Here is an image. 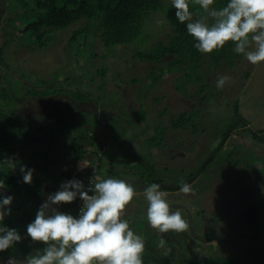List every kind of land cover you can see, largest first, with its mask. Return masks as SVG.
Wrapping results in <instances>:
<instances>
[{
    "label": "rangeland",
    "instance_id": "obj_1",
    "mask_svg": "<svg viewBox=\"0 0 264 264\" xmlns=\"http://www.w3.org/2000/svg\"><path fill=\"white\" fill-rule=\"evenodd\" d=\"M13 9V0H0V88L9 86L15 91L17 100L8 101L5 104L8 109L39 118L40 130L46 131L50 127L47 121L49 116L55 115L56 106L70 111L79 108L73 116L72 112L67 113L68 117H73L68 124L73 130L70 132L72 135L95 130L94 133L109 145L106 146L109 152L115 151L120 156L140 153L153 163L156 173L162 178L165 176L169 182L190 175L193 169L206 163L197 179L190 184V194L180 190L165 191L171 209L180 210L187 220V231L159 233L147 222L144 186L137 181L140 170L145 167H139L136 162L109 165L106 159L102 161L101 176L108 173L107 178L125 179L136 189V196L127 206L123 219L144 239L145 246L147 242L153 247L151 263L153 259H162L159 264H183V256L189 258L191 250L201 256L212 253L230 256L237 250L236 244L246 245L240 238L243 233H249L251 227L238 211L252 203L264 205V142H258L249 132L236 129L222 144L223 129L224 124L235 117L233 108L238 106V113L253 131H264V62L252 65L241 54L230 64L222 61L217 69L206 54L202 73L210 85L204 92L207 96L198 95L196 93L201 85L187 82L181 72L170 78L164 75L154 83L152 73H147L152 64L136 56L141 45L149 48L158 42H169L173 30L164 12L153 14L144 36L133 43L116 46V53L106 57L100 36L90 32L96 56L85 51L89 55L87 60L86 55L81 57L69 47L74 31L87 27L85 19L64 29L53 30L49 42L41 46L35 37L20 33L19 28L23 27L25 19L18 15L22 11L19 7ZM169 58L168 55L164 59L167 61ZM221 75L231 78L223 89L216 87L217 77ZM135 78H138L137 81H132ZM178 83L181 84L180 89L176 87ZM63 87L67 94L75 89L87 96L78 103L72 99L75 96L49 94ZM47 92L51 95L48 98ZM84 104H88V108ZM194 108H199L201 114L197 117L202 129L197 134L172 126L178 112ZM61 126L59 130H64ZM153 136L158 137L159 143L152 141L149 145L148 140ZM83 149L92 151L91 147ZM121 150L123 154H120ZM14 155L10 156L13 162L22 158L21 155L20 158ZM28 160L25 159L24 163ZM80 164L78 162L76 167L73 166L68 177L60 179L59 183L80 180L85 167L92 165L88 160L85 161L86 166ZM65 165L64 161H60L57 166ZM108 170L115 174L110 175ZM242 174L244 177L240 180ZM232 183L234 190L230 188ZM5 188L1 191L3 195L7 194ZM230 200H234L232 205H229ZM68 204L56 207L62 211L64 206L63 212L74 215L75 212L70 209L73 202L66 209ZM228 210H231V216L227 215ZM209 229L214 230L212 237H207ZM161 239L165 241L163 247L159 246ZM44 247L46 245L34 243L26 235L25 239L11 247L10 255H0V264H6L10 256L23 264L29 254H35Z\"/></svg>",
    "mask_w": 264,
    "mask_h": 264
},
{
    "label": "trees",
    "instance_id": "obj_2",
    "mask_svg": "<svg viewBox=\"0 0 264 264\" xmlns=\"http://www.w3.org/2000/svg\"><path fill=\"white\" fill-rule=\"evenodd\" d=\"M13 3L14 9L17 6L22 10L18 15L25 19L22 22L23 27L19 28L20 33H28L30 36L35 37L39 40L41 46L49 42L53 36L51 34L53 30L64 29L85 19L87 27L78 28L74 31L70 38L69 47L80 56L86 55V58H84L87 60L89 55L85 54V51H88L90 55L96 56L93 49L94 41L89 37L90 32L94 36H100L106 57L116 53V46L127 45L141 38L153 14L164 12L173 30L169 42H158L149 48L141 45L136 51V56L141 61H148L152 64L147 73H152L154 83L158 82L164 75L170 78L174 74L181 72V76L185 77L187 82L201 85L196 94L207 96L204 92L210 84L208 78L202 73L203 58L206 54L200 53L194 47L196 41L187 32V22L181 24L177 20L175 16L176 9L168 0H13ZM227 3L228 0H214L212 7L220 9L226 6ZM189 4L190 10L193 11L194 19L198 18V14L204 15L203 11L192 0H189ZM211 22V18H209V23ZM234 47L235 45L229 42L223 49L215 50L207 55L211 58L212 64L218 69L222 65V61L225 60L224 62L230 64L232 61L234 62L235 58L241 56V54H237L234 51ZM168 55L170 58L166 61L164 58ZM194 72H196L195 75ZM104 73L103 70L102 74ZM137 79L135 78L132 81H137ZM176 87H181V84L178 83ZM14 92L9 86L0 88V180L4 182L7 190L6 195H3L1 193L2 190H0V199L4 196H12L14 198L12 204L8 206L11 208V214L5 216L3 225L15 228L22 237L23 234L26 237L27 225L35 219L36 211L39 208L37 203L44 193L45 183L51 181L60 185L59 180L67 177V174L63 176L60 170H56L57 168H51V164L55 165L56 162L64 161L68 166H71L69 174L76 167L79 159L89 158L87 155L90 154L92 163L95 160H98V163L100 162L96 167V175L98 176L100 175L104 159H108L113 165L114 163L120 164L123 162L130 165L136 162L139 167H145L143 171L140 170V176L137 180L144 186L143 189L152 183H157L162 191L168 192L179 191L181 181L189 185L192 184L203 167L206 166L205 163L193 169L190 175L169 182L165 176L164 178L160 177L156 173L153 163L148 161L146 157L140 156V153L127 156L121 155L123 156L121 157L119 154H115L116 152L112 151V153L108 149H103L104 140L94 133L95 130L91 129L90 133L82 131L81 133L84 132L83 134H78L77 132V135H72L73 130L68 124L73 121V117H68L67 113L72 112L71 116H73L74 113L79 111V108H74L70 111L56 106L53 112L55 115L49 116L47 121L48 126H50L49 129L46 131L40 130L41 121L39 118L20 115L17 111L7 108L5 104L8 101H17L14 97ZM68 92L69 94H67L66 88L63 87L58 92H50L49 94L54 93L55 96L66 94L71 98L75 96L72 99H75L78 103V100L85 99V96H87L75 89ZM49 94L47 92V98L52 95ZM84 105H86V108L89 106L88 104ZM197 110L194 108L178 112L176 117L173 118L172 126L175 129H189L192 133L197 134L198 130L202 129L197 117V115L201 114H199V108ZM233 110L235 117L230 118L229 122L224 124L222 144L226 142L236 129L249 132L255 140L264 142L263 129L259 132L253 131L247 120L238 113V106L234 107ZM60 122L62 123L59 124ZM59 125H62L61 128L64 130H59ZM67 131L69 134H66ZM67 136L69 138H66ZM152 141H156V144L159 143L156 136L149 138V145H152ZM87 144H93L96 148L92 151L83 149L87 147ZM215 151L217 152L218 150ZM14 154L18 155V158H20V155L22 156L20 161L13 162V160H10L11 155L15 157ZM120 154H123L122 150ZM25 159L30 160L24 163ZM21 165H26L27 168L34 170L33 180L30 184L23 182V175L20 171ZM9 167L11 168L10 170ZM91 168L92 166L85 170L84 185L89 179ZM110 173L115 174L112 171ZM240 176L241 180L244 174ZM234 187L232 183L230 188L234 190ZM77 202L78 206L79 200ZM233 203L234 200L229 201V205ZM67 207H69V204ZM238 214L251 227L250 232L243 233L240 238L241 242L243 244L246 243V245L236 244L237 250L230 256H221L215 253L201 256L191 250L189 258H184L183 256V264H191V261H193L192 264H264V205L252 203L238 211ZM220 215L222 217V214ZM227 215L231 216V210H228ZM131 228L133 229L132 226ZM206 234L207 237H212L214 230L209 229ZM181 247H184V245ZM145 248L147 251L143 254V264H152L151 258H153L154 249L147 242ZM159 250L160 247H158ZM10 251L11 248L0 252V255H10ZM259 258H261V261ZM159 261L161 262L162 259H153V264H159Z\"/></svg>",
    "mask_w": 264,
    "mask_h": 264
},
{
    "label": "clouds",
    "instance_id": "obj_3",
    "mask_svg": "<svg viewBox=\"0 0 264 264\" xmlns=\"http://www.w3.org/2000/svg\"><path fill=\"white\" fill-rule=\"evenodd\" d=\"M203 11L194 19L189 0H171L177 20L186 23L187 32L196 41L194 47L203 54L223 49L231 42L234 51L252 65L264 62V0H228L226 6L213 8L214 0H192ZM211 18V23H209ZM227 75L217 77L216 87L223 89L230 81ZM23 182L30 184L33 169L21 165ZM5 185L0 180V190ZM180 191L190 194L192 188L181 181ZM90 192L94 194H89ZM147 201L146 218L159 233L187 231L189 225L180 210L173 211L167 193L157 183L144 189ZM136 196L135 187L121 178L94 175L85 188L82 181L63 182L40 205L34 221L27 225L31 241L46 245L29 254L23 264H143L144 239L123 219L127 206ZM82 201L79 215L60 211L56 206ZM12 196L0 199V252L7 251L22 240L15 228L3 225L11 214ZM165 241L161 239L159 246ZM6 264H20L10 256Z\"/></svg>",
    "mask_w": 264,
    "mask_h": 264
},
{
    "label": "crops",
    "instance_id": "obj_4",
    "mask_svg": "<svg viewBox=\"0 0 264 264\" xmlns=\"http://www.w3.org/2000/svg\"><path fill=\"white\" fill-rule=\"evenodd\" d=\"M103 149H108V147H106V146H109L108 144H105V143H103ZM87 147H91L92 148V150H94L95 148H96V146L95 145H93V144H87L86 145ZM93 146V147H92ZM109 150V149H108ZM115 152V151H114ZM87 156H89V158H86V160L85 159H79L78 160V162H80L81 164L80 165H82V166H86L85 165V161H90L91 162V160H90V154H88ZM107 160V162H108V164L109 165H113V164H111L110 163V161H108V159H106ZM82 161V162H81ZM78 162H77V164H76V166L78 165ZM92 163V162H91ZM100 163V162H99ZM99 163H98V160H95L93 163H92V167L93 166H97V165H99ZM102 163H104V162H102ZM57 165H58V162H56L55 163V165H52L51 164V168L52 169H56V170H60L61 171V174L64 176V174H65V176H66V174H67V177H68V172H69V170H70V166H66V167H57ZM90 165L88 166H86L85 167V169H84V173H83V175H82V177H80V181H82L83 182V180H84V174H85V170L88 168V167H91ZM100 172H101V170H100ZM107 172H110V171H107ZM108 174V173H107ZM107 174H105V175H103V176H101V174L99 175L101 178H107L106 176H107ZM110 175H112L111 173H109ZM66 181V180H65ZM132 181V180H131ZM63 182H61L60 183V185L62 184ZM60 185H58V187H57V185L55 184V183H53V182H48L47 181V183H45V185H44V188H43V190H44V193L42 194V196H41V199H39L38 200V203H37V205L39 206V208H40V202H42L43 201V199L47 196V195H50V194H52V193H55L56 191H58L59 190V188H60ZM77 200H80V198L79 197H77V199L75 200V201H73V206H70V203H69V206L71 207L70 209L71 210H73L74 212H75V209H76V207H77ZM39 208H38V210H39ZM62 209V211H63V209H64V206H62L61 207ZM69 207H67L66 209H68ZM38 210L36 211V214H37V212H38ZM75 215V214H74ZM22 239H25V235L23 234V237H22Z\"/></svg>",
    "mask_w": 264,
    "mask_h": 264
},
{
    "label": "built area",
    "instance_id": "obj_5",
    "mask_svg": "<svg viewBox=\"0 0 264 264\" xmlns=\"http://www.w3.org/2000/svg\"><path fill=\"white\" fill-rule=\"evenodd\" d=\"M97 166H93L92 168H91V170H90V174H89V176H88V180H87V182H86V184H85V188L87 189V187L90 185V178H92L95 174H96V168ZM90 195L91 194H94V193H92V192H90L89 193ZM82 207V201H81V199L79 200V204H78V206L76 207V209H75V216H78L79 215V211H80V208Z\"/></svg>",
    "mask_w": 264,
    "mask_h": 264
}]
</instances>
